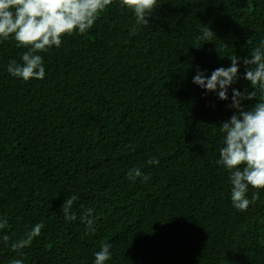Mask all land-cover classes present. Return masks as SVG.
Segmentation results:
<instances>
[{"label":"trees","instance_id":"16d2710c","mask_svg":"<svg viewBox=\"0 0 264 264\" xmlns=\"http://www.w3.org/2000/svg\"><path fill=\"white\" fill-rule=\"evenodd\" d=\"M147 19L135 25L114 0L88 33L37 53L43 80L12 77L27 49L0 42V264H94L104 243L105 264H264V189L236 210L216 164L232 88L253 90L242 60L228 100L192 83L197 68L210 76L260 46L264 0H157ZM208 27L211 40L197 39ZM133 167L149 179H128ZM72 195L77 219L66 221ZM36 223L40 236L13 252Z\"/></svg>","mask_w":264,"mask_h":264},{"label":"clouds","instance_id":"9594fccd","mask_svg":"<svg viewBox=\"0 0 264 264\" xmlns=\"http://www.w3.org/2000/svg\"><path fill=\"white\" fill-rule=\"evenodd\" d=\"M114 3V0H0V42L13 40L18 48H26L21 56L22 63L10 60L7 72L24 82L30 79L43 80L45 67L43 57L37 53L48 52L55 47L60 48L65 35H85L95 25L97 19ZM251 6V5H249ZM118 7L125 9L135 17V25H147V19L157 8V0H118ZM137 28L131 29L135 35ZM213 31L208 27L202 29V37L197 39L211 40ZM228 67L214 69L210 76L197 68L192 83L206 93H216L218 99L228 100V89L239 75L240 62L244 65L243 78L252 87V91L243 92L232 88L231 103L227 107L235 111L227 121L222 122L220 132L223 133L222 146L218 149L219 158L216 164L227 170L231 184L230 199L232 206L238 211H246L260 198L259 191L264 189V99L257 100V91L264 97V40L244 58L232 56ZM257 102L245 109L242 101ZM148 165H158L159 160L149 158ZM140 177L147 181L139 167L130 168L127 178L135 180ZM252 189L251 199L248 198ZM78 199L72 195L66 198L61 210L66 221H75L76 214L72 205ZM91 209L81 216V223L86 226L85 234L94 232V219ZM7 227V220L0 219V229ZM43 223H36L24 237L13 241L10 245L13 252L29 247L34 238L40 236ZM8 235L2 241L7 244ZM111 244H102L95 253L94 264H105L111 259ZM11 264H22L19 259L11 260Z\"/></svg>","mask_w":264,"mask_h":264}]
</instances>
